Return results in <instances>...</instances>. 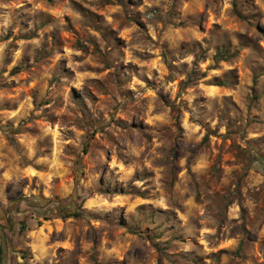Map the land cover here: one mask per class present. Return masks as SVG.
<instances>
[{
    "label": "rangeland",
    "instance_id": "1",
    "mask_svg": "<svg viewBox=\"0 0 264 264\" xmlns=\"http://www.w3.org/2000/svg\"><path fill=\"white\" fill-rule=\"evenodd\" d=\"M0 210L8 264H264V0H0Z\"/></svg>",
    "mask_w": 264,
    "mask_h": 264
},
{
    "label": "trees",
    "instance_id": "2",
    "mask_svg": "<svg viewBox=\"0 0 264 264\" xmlns=\"http://www.w3.org/2000/svg\"><path fill=\"white\" fill-rule=\"evenodd\" d=\"M237 54L236 51L231 52L230 49H228L227 47H222L221 49L217 50L215 55H214V59L216 61H221V60H229L231 58H233L235 55ZM15 70H18V67H16ZM86 151V148H85ZM16 204H19L20 206V202H16ZM4 213V211L0 210V219H2V214ZM27 227L26 221L23 220L22 221V230L25 229ZM0 261H1V243H0Z\"/></svg>",
    "mask_w": 264,
    "mask_h": 264
},
{
    "label": "water",
    "instance_id": "3",
    "mask_svg": "<svg viewBox=\"0 0 264 264\" xmlns=\"http://www.w3.org/2000/svg\"><path fill=\"white\" fill-rule=\"evenodd\" d=\"M1 264H8L9 246L4 225L0 219Z\"/></svg>",
    "mask_w": 264,
    "mask_h": 264
}]
</instances>
